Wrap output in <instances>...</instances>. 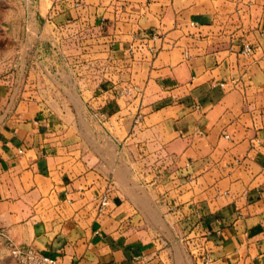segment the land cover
Here are the masks:
<instances>
[{
  "label": "crops",
  "instance_id": "1",
  "mask_svg": "<svg viewBox=\"0 0 264 264\" xmlns=\"http://www.w3.org/2000/svg\"><path fill=\"white\" fill-rule=\"evenodd\" d=\"M0 226L59 264H264V0H0Z\"/></svg>",
  "mask_w": 264,
  "mask_h": 264
},
{
  "label": "built area",
  "instance_id": "2",
  "mask_svg": "<svg viewBox=\"0 0 264 264\" xmlns=\"http://www.w3.org/2000/svg\"><path fill=\"white\" fill-rule=\"evenodd\" d=\"M156 36L154 35L153 38ZM244 54H250L252 48L248 44L243 45L241 51ZM112 94L116 98L124 97H139L141 96L143 89L138 84H126L120 87H114L111 89ZM108 194H103L98 202V209L102 210L109 204ZM0 238L7 240V246L10 250L11 256L17 262V264H59L56 257L44 253L39 249H36L32 246H23L15 244L11 239H9L6 230L0 226ZM203 264H210V257L208 255L204 256Z\"/></svg>",
  "mask_w": 264,
  "mask_h": 264
}]
</instances>
